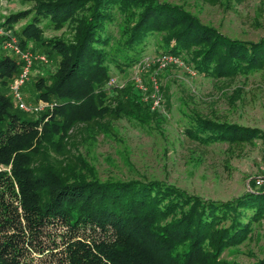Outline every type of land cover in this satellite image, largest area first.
Returning <instances> with one entry per match:
<instances>
[{
  "label": "trees",
  "instance_id": "1",
  "mask_svg": "<svg viewBox=\"0 0 264 264\" xmlns=\"http://www.w3.org/2000/svg\"><path fill=\"white\" fill-rule=\"evenodd\" d=\"M31 10L16 34L12 24ZM117 14L119 33L112 37L106 24ZM46 19L55 29L71 22V41L43 38ZM1 26L0 41L17 35L21 49L34 42L31 51L59 59L54 72L34 83L36 99L53 106L24 117L10 90L22 60L0 56V215H6L0 230L25 226L36 235L49 223L62 224L68 237L61 264H264V254L251 263L223 256L257 235L264 185L251 179L242 193L219 199L157 178H100L78 150L68 149L78 146L75 137L114 136L112 121L119 118L150 123L149 104L132 85L116 89L111 103L104 85L113 69L124 72L140 61L152 36H160L161 53L180 55L197 74L221 80L264 73V34L256 40L227 35L174 0H36L33 8L7 14ZM184 115V133L205 146L264 141L257 126L195 111ZM14 233L0 235V264H19Z\"/></svg>",
  "mask_w": 264,
  "mask_h": 264
},
{
  "label": "rangeland",
  "instance_id": "2",
  "mask_svg": "<svg viewBox=\"0 0 264 264\" xmlns=\"http://www.w3.org/2000/svg\"><path fill=\"white\" fill-rule=\"evenodd\" d=\"M36 0H0L1 24L10 12L33 8ZM182 2L196 12L205 23H210L221 32L242 39L256 40L264 34V0L231 1L230 4H210L204 0H174ZM33 10V9H32ZM12 24L19 32L22 24L33 14ZM121 16L107 23L112 37L118 36ZM43 38H54L70 42L74 29L72 23L55 29L46 19L40 23ZM6 33V32H5ZM15 40L17 41V35ZM0 41V56L15 53ZM159 35L152 36L140 54V61L124 72L113 69L109 81L104 85L109 103L116 96V89L132 85L141 100L149 104V124L119 118L112 121L114 136L103 131L95 133L93 140L80 141L78 150L94 167L100 178H157L172 182L188 192L206 197L226 199L242 193L249 180L261 181L264 185V141L256 139L253 144L229 146L227 143L202 145L184 133L186 116L191 111L205 116L257 126L264 131V73L238 75L235 78L212 79L197 74L182 56L161 53ZM31 43L30 50H35ZM45 54L46 50H42ZM163 54H171L174 60L161 63ZM46 64L36 63L29 80L24 84L25 101L34 106L36 99L34 83L37 76L54 72L59 56L51 54ZM158 87V107L151 108L154 85ZM241 89L240 97L234 98ZM10 93V92H9ZM234 100V101H233ZM14 106L15 103H14ZM24 117L37 116L35 110L26 111ZM106 117L105 119H107ZM104 119V120H105ZM106 121V120H105ZM86 136V132H85ZM73 152V151H72ZM89 177V174H86ZM12 200V195L8 194ZM5 214L0 215L2 220ZM257 235L251 241L226 250L223 256L238 263H251L264 254V220L255 226ZM17 233L16 251L19 264H61L63 243L68 237L65 227L58 223L45 225L32 235L25 226L21 230L4 226L0 235ZM14 233V235H15Z\"/></svg>",
  "mask_w": 264,
  "mask_h": 264
},
{
  "label": "built area",
  "instance_id": "3",
  "mask_svg": "<svg viewBox=\"0 0 264 264\" xmlns=\"http://www.w3.org/2000/svg\"><path fill=\"white\" fill-rule=\"evenodd\" d=\"M0 34H2V30H0ZM6 47H9L22 60V66L19 73L13 78L10 83L11 95L17 106L24 111L35 110L37 112L43 111L46 108H51L53 104L51 102L43 100H39L34 106L28 104L24 99L22 91L23 85L29 80L34 63L36 61H39L40 63L46 64L49 61L48 57L43 53H34L33 51L28 49H21L17 45V41L15 40L14 36H11L10 39L6 42ZM172 60H174V57L171 54H163L160 58L161 63H166ZM154 89L155 94L152 95L151 100L152 109H154L159 103V97L157 95L158 87L156 83L154 85ZM260 182V180H257L258 184H260Z\"/></svg>",
  "mask_w": 264,
  "mask_h": 264
}]
</instances>
